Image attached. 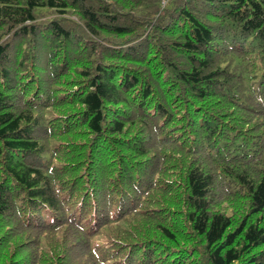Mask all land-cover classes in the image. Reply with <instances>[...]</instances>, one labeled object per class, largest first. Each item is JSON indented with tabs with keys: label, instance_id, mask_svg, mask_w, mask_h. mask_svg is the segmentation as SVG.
Masks as SVG:
<instances>
[{
	"label": "trees",
	"instance_id": "1",
	"mask_svg": "<svg viewBox=\"0 0 264 264\" xmlns=\"http://www.w3.org/2000/svg\"><path fill=\"white\" fill-rule=\"evenodd\" d=\"M0 0V264H264V0Z\"/></svg>",
	"mask_w": 264,
	"mask_h": 264
},
{
	"label": "rangeland",
	"instance_id": "2",
	"mask_svg": "<svg viewBox=\"0 0 264 264\" xmlns=\"http://www.w3.org/2000/svg\"><path fill=\"white\" fill-rule=\"evenodd\" d=\"M162 1H163V4L162 5H164L166 3V0H162Z\"/></svg>",
	"mask_w": 264,
	"mask_h": 264
}]
</instances>
